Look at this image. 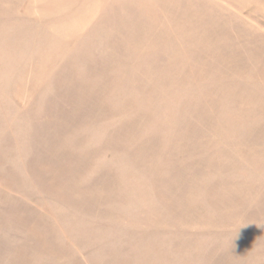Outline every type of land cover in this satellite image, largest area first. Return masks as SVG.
I'll return each instance as SVG.
<instances>
[{
  "label": "rangeland",
  "instance_id": "obj_1",
  "mask_svg": "<svg viewBox=\"0 0 264 264\" xmlns=\"http://www.w3.org/2000/svg\"><path fill=\"white\" fill-rule=\"evenodd\" d=\"M0 264H264V0H0Z\"/></svg>",
  "mask_w": 264,
  "mask_h": 264
}]
</instances>
